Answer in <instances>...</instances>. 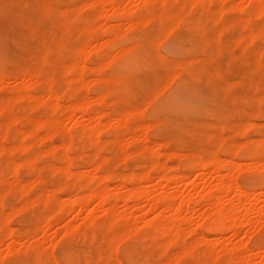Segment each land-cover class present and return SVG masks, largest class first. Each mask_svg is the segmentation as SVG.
I'll list each match as a JSON object with an SVG mask.
<instances>
[{
	"label": "rangeland",
	"instance_id": "1",
	"mask_svg": "<svg viewBox=\"0 0 264 264\" xmlns=\"http://www.w3.org/2000/svg\"><path fill=\"white\" fill-rule=\"evenodd\" d=\"M56 1L57 9L46 11L38 8L36 0H0V102L30 88L38 95L36 103L34 98H25L9 104L11 111L0 113V264H264V150L260 151L264 149V29L248 36L264 22L263 11L256 6L261 2L120 0L123 10L112 14L110 6L99 5L98 0ZM81 5L80 16L88 21L90 30L84 33L81 25L72 22L64 28L59 10L68 6L65 9L73 20L74 8ZM261 5L264 7V0ZM98 9H103L104 16H95ZM126 10L133 11L131 18L124 14ZM171 15H175V23ZM116 31L122 37L120 42L105 41L106 34ZM132 44L135 47L125 52L115 49ZM42 57L47 59L48 70L56 71L52 84L60 110L48 99L50 80L34 73L33 66ZM72 62H77L76 73H81L82 80H66V67ZM117 76L120 82L115 86L111 78ZM68 81L74 86L70 93ZM100 93L104 94L100 108L107 115L98 118L99 113L79 116L71 112L72 101L92 103ZM130 109L139 112L125 121L124 114ZM10 114L28 120L52 116L59 127L50 130L43 124L42 129L28 134L30 124L24 117L7 124ZM135 122L145 125L141 128L144 135L138 125L133 127ZM6 125L13 134L5 138L1 133ZM91 126L94 132L98 128L95 133L100 141L95 137V143L90 141L94 136ZM88 130L91 136L83 134H89ZM69 133L72 174L66 176L60 170V156ZM145 135L149 141L144 140ZM238 143L242 149L229 157L235 162L224 164L220 172L209 168L202 174L193 169L184 179H173L176 168H184L192 154L205 157L216 151L223 160L228 145ZM21 144L27 148L21 150ZM251 144L262 152L258 161L246 155ZM149 145L155 149L153 153ZM33 155V164L26 163ZM163 165L170 168L164 172ZM163 172L172 179L165 181ZM103 173L110 176L107 184L99 180ZM142 173L150 177L139 176ZM120 176L129 178L122 184ZM227 176L231 188L221 195L217 181ZM23 182L31 184L26 187L29 190L20 185ZM100 188L107 194L106 202L89 196L85 205L65 206L75 196ZM133 188L141 191L137 199L128 198ZM236 188L247 190L246 196L239 198ZM24 190V194L20 192ZM176 191H181L184 200L190 199L184 211L176 207L181 199ZM166 193L178 194L174 206L167 209L158 200ZM219 197L223 207L237 208L234 218L239 219L222 218L225 228L220 232H199L201 224L212 221L213 214L215 217ZM154 200L156 205L149 208ZM249 206L244 217L243 207ZM170 218L181 225L178 235L165 232L163 225ZM229 220L231 224L241 220V225L238 229L229 226ZM153 221L158 225L155 234H151Z\"/></svg>",
	"mask_w": 264,
	"mask_h": 264
},
{
	"label": "bare ground",
	"instance_id": "2",
	"mask_svg": "<svg viewBox=\"0 0 264 264\" xmlns=\"http://www.w3.org/2000/svg\"><path fill=\"white\" fill-rule=\"evenodd\" d=\"M37 1V6H38V8L39 9H41V10H46V9H51L50 11H52V10H54V9H52V8H55V9H57V7H58V2L56 1V0H36ZM92 0H90V2H91ZM95 1V0H94ZM142 1V0H141ZM239 1V0H238ZM240 1H242V0H240ZM259 2H261L262 3V0L260 1V0H258ZM89 2V3H90ZM93 2V1H92ZM97 2H99V5H101L102 4V6H104V5H109L110 6V8H111V13L112 14H117V13H119L120 14V9L121 10H123L122 8H120L119 9V6H120V0H98ZM143 2H145V0H143ZM258 2V3H259ZM238 3V2H237ZM261 3H259L260 4V6H259V4L258 5H256V6H258L259 8H260V10L261 11H263V14H264V7L261 5ZM60 4V3H59ZM143 4V3H142ZM146 4V3H145ZM90 5H93V4H91L90 3ZM239 5V4H238ZM101 6V7H102ZM67 7V9H68V6H65L63 9L64 10H62L61 8V10L62 11H60L59 10V13L61 14V16H62V18H63V24L65 25L64 26V28L66 27V29L68 28V26L71 24V22L74 24H78V25H81V27H80V29H81V31L82 32H84V33H86L87 31H89L90 30V26H89V24H88V21L87 20H83L84 18H82L83 17V14L81 13V8H83L82 7V5L81 6H78V7H76V8H74V10H75V17H73V20H72V18L69 20V10H67V9H65ZM121 7V6H120ZM135 7V6H134ZM225 7V6H224ZM249 7H251V6H249ZM248 7V8H249ZM99 8H100V6H99ZM103 8V7H102ZM59 9V8H58ZM221 9H223V8H221ZM255 8H253V10H254ZM99 11L97 12V13H95V16H98V17H101V16H104L103 15V13H102V11H103V9H98ZM102 10V11H101ZM128 10V9H127ZM124 11V12H126V13H124V14H126V15H128V18L131 16V14H132V12L133 11ZM257 10H259V9H255L254 11H257ZM47 11V10H46ZM55 11V10H54ZM73 11V10H72ZM257 12H259L258 14H261L260 13V11H257ZM82 14V17L80 16ZM262 14V15H263ZM125 15V16H126ZM113 16V15H112ZM149 16V15H148ZM111 17V16H110ZM168 17V16H167ZM131 18V17H130ZM170 18H171V20H173L174 21V23L176 22V17H175V15H171L170 16ZM144 19H145V17H144ZM143 19V20H144ZM148 20V19H147ZM178 20V19H177ZM182 21V20H181ZM126 22V21H125ZM131 21H130V19L128 20V25H129V27H131V23H130ZM133 22H134V20H133ZM143 22V21H142ZM108 23V22H107ZM147 24V23H146ZM114 25H116V24H114ZM113 25V26H114ZM121 25V24H120ZM126 25V24H125ZM105 26V25H104ZM118 26H119V24H118ZM112 27V26H111ZM108 28H110V25H108ZM169 29V28H168ZM264 29V22H262V24L260 25V27H259V29L257 30V31H250L249 33V35L248 36H250V37H252V36H254L253 34H255V32H259V31H261V30H263ZM118 31V30H117ZM114 32V33H112V34H106V36H107V40H105V41H107V42H109V43H111L112 45L114 44V43H117V42H120L119 40H121L122 39V37L120 36V34L118 33V32ZM264 31V30H263ZM252 35V36H251ZM256 35H257V33H256ZM89 39H91V38H89ZM93 39H96V38H93ZM242 39V38H241ZM241 39H240V41H241ZM101 40V39H100ZM237 41H238V39H237ZM101 42V41H100ZM104 42H102V44H103ZM133 43H135V42H133ZM101 44V45H102ZM129 46V45H128ZM119 47V46H116L115 47V49H116V51L118 52H125V51H127V50H131L130 48H133V47H135V44H132V45H130L129 47ZM115 49H114V51H115ZM48 51H50V50H47V52ZM107 51H109V50H107ZM110 51H112V50H110ZM114 51H112V52H114ZM117 52H115V55H117L116 53ZM50 53V52H49ZM108 53H111V52H108ZM106 54V56L108 57L109 56V54ZM103 54V53H102ZM119 54V53H118ZM51 55V54H50ZM105 55V54H104ZM111 55V54H110ZM114 54L112 55L113 57L115 56ZM43 56H45V55H43ZM112 56H111V58H112ZM77 58H81V54H77ZM110 57L108 58V63L110 62L109 60L111 59ZM99 63H97V65H98ZM46 65H47V59H46V57H42L41 58V62L39 63V65H32L33 66V68H34V73L36 74V76L37 77H39V76H41V74H42V77H44V78H47V79H49L50 80V84L48 85V88L46 89V92H47V95H48V99H51V101L50 102H52V100H53V103H54V105H55V110H60V105H59V103H58V99H59V97H58V94H57V92H56V90L53 88V84H52V79H53V76H54V73L56 72H54L53 71V68L52 67H50V69L48 70V68L46 67ZM100 65H103V64H100ZM100 65H98V67L100 66ZM53 66V65H52ZM56 67H57V65H56ZM77 67H78V65H77V62H72V63H70L67 67H66V73H67V79L66 80H73V81H75V80H82V77H81V73L79 72V73H76L77 72ZM58 68V67H57ZM55 69V68H54ZM47 70V71H46ZM26 74H27V72H25ZM55 75H57V74H55ZM191 75V74H190ZM29 76V75H28ZM24 77V76H23ZM32 77V76H31ZM57 77V76H56ZM105 77V76H104ZM103 77V78H104ZM119 78H120V76H119ZM118 78V76L117 77H114V78H111V82L113 83V85H118L119 84V82H120V79ZM64 79V78H63ZM109 79V78H108ZM44 81V80H43ZM69 84V93L70 92H72L73 91V88H74V86H73V84L72 83H69V81H68V83H67V85ZM166 85V84H165ZM67 87V88H68ZM164 88V87H163ZM162 88V89H163ZM41 90V89H40ZM59 90V89H58ZM161 90V89H160ZM159 90V91H160ZM42 92H43V90H41ZM40 91V92H41ZM104 93V92H103ZM103 93H100L98 96H96V98L93 100L94 102H92L91 103V100L90 101H88V100H86V99H79V101H76L75 100V102L73 103V101L71 102V104L69 105V107H70V109H71V112H77V113H79V116H80V114L81 115H83V114H87V113H99V116H98V118L99 117H101V116H103L104 114H106L107 115V113H105L104 111H102V109L100 108V105L102 106V102H103V100H104V94ZM43 94V93H42ZM34 95V93H33V90L30 88V89H27L25 92H23V93H21V94H16L15 96H12V97H10L9 98V100H7V101H3V102H0V113H5V112H7V111H11V110H9L10 108V105L9 104H11V103H15V101H21V100H27V99H25V98H34L33 100H35L34 101V103H36V100H37V98H38V95H34V96H37L36 97V99H35V97L33 96ZM42 99V98H41ZM30 100V99H29ZM22 102V101H21ZM18 103V102H17ZM53 103H52V105H53ZM248 103V102H247ZM19 104V103H18ZM22 104V103H21ZM31 104V103H30ZM41 104V103H40ZM107 104V103H106ZM34 105V104H33ZM12 106V105H11ZM38 106V105H37ZM23 107H25V106H23ZM22 107V108H23ZM135 107H138V106H136L135 105ZM20 108V107H19ZM68 108V107H67ZM25 109V108H24ZM142 109V108H141ZM13 110V109H12ZM18 110H20V109H18ZM110 112V111H109ZM126 112V111H125ZM137 112H139V110L137 111ZM136 109L135 110H129L128 112H126V114H124L125 116L123 117L124 119H125V121H128V119L130 120V118H129V116L131 115V117H132V115H135L136 113ZM20 113V112H19ZM18 113V114H19ZM122 113V112H121ZM18 114H16V115H18ZM25 114V113H24ZM11 116H10V120L8 119V122H7V124L9 123V124H12V123H14V122H16V121H18V120H22L23 118L22 117H24V119L23 120H27V122L30 124L29 126V129H28V131H27V133L28 134H34V133H36L37 131H38V128L41 126V129H42V125L43 124H45V125H47L48 126V129H50V130H53L54 128V130H56L57 128V126L59 127V121L56 119V118H54V117H52L51 116V118L50 117H46L47 119H43V120H40V119H36V120H28V118L26 119V117L27 116H16V115H12V114H10ZM105 115V116H106ZM127 115V116H126ZM139 115V114H138ZM257 115V114H256ZM43 116V115H42ZM94 117V116H93ZM126 117H128V118H126ZM21 118V119H20ZM84 118H86V117H84ZM114 118H115V115H114ZM30 119V118H29ZM80 119V118H79ZM83 119V118H82ZM117 119V118H116ZM119 119V118H118ZM78 121H80V120H78ZM84 121V120H83ZM22 122H24V121H22ZM26 122V121H25ZM75 122V121H74ZM105 122V121H104ZM248 122V121H247ZM83 123V122H82ZM103 123V122H102ZM110 123V122H109ZM112 123V122H111ZM116 123V122H115ZM135 123H137V124H135ZM134 124H133V127L135 128L137 125H138V127L137 128H140V131L139 132H141V128H143L145 125L144 124H142V122H135ZM249 123V122H248ZM1 124V123H0ZM58 124V125H57ZM75 124V123H74ZM105 124V123H104ZM57 125V126H56ZM126 125V124H125ZM144 125V126H143ZM247 125H249V124H247ZM44 126V125H43ZM56 126V127H55ZM113 126V125H112ZM115 126H117V125H115ZM2 127V126H1ZM46 127V126H45ZM92 127V126H91ZM131 127H132V125H131ZM130 126H129V128H131ZM132 127V129H134ZM244 127H247L245 124H244ZM3 128V127H2ZM94 126L92 127V132H94ZM145 128V127H144ZM91 129V128H90ZM89 129V130H90ZM243 129H245V128H243ZM49 130V131H50ZM87 130V129H86ZM89 130H88V133H89ZM237 130V129H236ZM46 131V130H45ZM90 131V132H91ZM133 131V130H132ZM138 131V130H137ZM3 134L1 133V135H3V137H4V135H5V138H6V134H8V133H12V131H11V127L10 126H8V125H6V127H5V129L3 130ZM50 132H52V131H50ZM58 132V131H57ZM95 132H98V128H97V131H95ZM91 133V135L93 136L92 138L93 139H91L90 141H95L98 137L96 136V135H98L97 133ZM138 132V133H139ZM87 133V132H86ZM86 133H83V134H85V135H89V136H91L90 135V133L89 134H86ZM99 133V132H98ZM137 133V132H136ZM135 133V134H136ZM143 133V130H142V132L140 133V134H142ZM13 134V133H12ZM27 134V135H28ZM70 134V133H69ZM132 134V133H131ZM145 133H143L142 135H144ZM49 135H50V133H49ZM48 135V136H49ZM46 136V135H45ZM80 136H84V135H81L80 134ZM100 136V135H99ZM132 136V138H133V140L135 139L136 141H139V140H137V137H135V135H131ZM146 136V135H145ZM145 136H143V138H144V140H147L148 138H147V136L145 137ZM29 137V136H28ZM27 137V138H28ZM37 136H35V138H36ZM68 137V136H67ZM86 136H84V138H85ZM94 137H95V140H94ZM33 138H34V136H33ZM40 138H42V137H40ZM79 138V137H78ZM83 138V137H82ZM83 138V139H84ZM86 138H89V137H86ZM85 138V139H86ZM142 138V139H143ZM145 138H147V139H145ZM2 139V138H1ZM38 139V138H37ZM37 139H36V141H37ZM131 139V138H130ZM141 139V140H142ZM204 139V138H203ZM222 139V138H221ZM71 134H70V136H69V140L67 141V140H65V144H64V146H63V148L62 149H65V151H64V153H63V155H61L60 157H62L63 156V165H62V167H61V171H64L65 172V175L67 176V174L66 173H68V175H70V174H72V173H70L69 172V151H71V150H68L69 149V147H71L70 146V144H71ZM89 140V139H88ZM97 140H101V138L100 139H97ZM96 140V141H97ZM105 140V139H104ZM151 140V139H150ZM40 140L38 139V142H39ZM106 141V140H105ZM136 141H134V142H136ZM148 141H149V139H148ZM220 141H222L223 142V140H220ZM218 142L219 144H222L221 142ZM262 141L264 142V140L262 139ZM133 142V141H132ZM144 142V141H143ZM247 142V141H246ZM250 142V141H249ZM261 142V141H260ZM37 143V142H36ZM95 143V142H94ZM131 143V142H130ZM151 143V142H150ZM149 143V144H150ZM153 144H151L152 146H155V142L153 141L152 142ZM236 143V142H235ZM251 143V142H250ZM256 143V142H255ZM239 144V143H238ZM242 144H243V142H242ZM248 144V143H247ZM246 144V145H247ZM262 144V143H261ZM151 145H149V150H151V152L153 153V150H155V149H152V146ZM157 145V144H156ZM251 145H253V144H251ZM250 145V146H251ZM255 145V144H254ZM254 145H253V147L251 146H248L249 148H248V150H246V151H249V152H247L246 153V155L248 154V155H250V157L253 159V161H258L257 159H258V157H259V154L261 155V153L262 152H260V151H262V150H264V149H259L258 150V147H254ZM21 146V148H22V144L20 145ZM24 146V145H23ZM26 146V145H25ZM84 146V145H83ZM113 146V145H112ZM160 146V145H159ZM220 146V145H219ZM229 146H231V147H233V148H231L230 147V151H228L227 149H228V147ZM243 145H241V143L239 144V145H228V147L226 148V150H225V152L227 153V156L225 157V159H219V157H218V155L213 151H211V153L210 154H207V156H203L202 154H197V152H196V154H192L190 157H189V161L187 160V162L185 163V164H187L184 168L182 167V169H179V168H176L177 170H176V172L173 174V179H175L176 181L177 180H182V178L184 179V177H187L188 175H189V172L191 171V170H197V171H199V173H202V174H204V173H207L208 171H209V168L210 169H212V171H219L221 168L220 167H223V165L224 164H229V163H233V162H235V161H231V159L229 158L231 155H236L237 154V152H238V150H239V148H241ZM256 146H259V144L257 145V143H256ZM263 146V145H262ZM110 147V146H109ZM223 147V146H222ZM25 148H27V147H25ZM24 147L21 149V150H23V149H25ZM155 148V147H154ZM159 148V147H158ZM245 148V147H244ZM252 148V149H251ZM262 148V147H261ZM264 148V147H263ZM18 149H20L19 147H18ZM71 149V148H70ZM76 149V148H75ZM98 149V148H97ZM117 149V148H116ZM203 149V148H202ZM223 149V148H222ZM242 149V148H241ZM113 150V149H112ZM41 151V150H40ZM130 151V150H129ZM203 151V150H202ZM228 151V152H227ZM240 151V150H239ZM245 151V152H246ZM51 152V151H50ZM95 153H96V150L94 151ZM52 153V152H51ZM220 153V152H219ZM226 153H224V154H226ZM243 153V152H242ZM98 153H96V155H97ZM128 154V153H127ZM132 154V153H131ZM245 154V153H244ZM38 155V154H37ZM136 155V154H135ZM152 155H154V154H152ZM245 155V156H246ZM247 155V156H248ZM34 156V157H33ZM33 156H31L30 158H27L25 161H26V163H29V164H33V162H34V158H35V155H33ZM148 156V155H147ZM183 156V155H182ZM262 156V155H261ZM104 158L106 157V156H103ZM155 157V156H154ZM78 158V157H77ZM107 159H108V156L106 157ZM149 158V157H148ZM250 158V159H251ZM58 159V158H57ZM56 159V160H57ZM103 159V158H102ZM107 159H105V160H107ZM147 159V158H146ZM59 160V159H58ZM57 160V161H58ZM71 160V159H70ZM105 160H102V161H104L105 162ZM145 160V159H144ZM148 160V159H147ZM60 161V160H59ZM58 161V162H59ZM101 162V161H100ZM145 163V162H144ZM253 163V162H252ZM260 163V162H259ZM50 164V163H49ZM49 164H48V166H49ZM70 164H72L71 162H70ZM155 164V163H154ZM35 165V164H34ZM33 165V166H34ZM50 165H54L53 163H51ZM95 165V164H94ZM150 165H152V164H150ZM156 165V164H155ZM262 165V164H261ZM229 166V168H230V165H228ZM228 166H226L225 165V168L226 167H228ZM51 168L53 167H56V165H54V166H50ZM95 167H97V165H95ZM160 167V166H159ZM163 167H164V165H163ZM163 167H160V168H163ZM175 167H177V166H175ZM174 167V168H175ZM234 167V166H233ZM165 168V169H164ZM163 169V171L165 172V170H167V169H169L170 167H167V166H165ZM235 168V167H234ZM256 168V167H255ZM63 169V170H62ZM79 169V168H78ZM233 168H231V170H232ZM250 169V168H249ZM93 170V169H92ZM225 170V169H224ZM230 170V171H231ZM237 170V169H236ZM73 171V170H72ZM78 171V170H77ZM84 171V170H83ZM82 171V172H83ZM63 172V173H64ZM105 172V171H104ZM163 172V175H161L162 177H164V180L165 181H169V179H172V178H168V176L166 177L165 175V173ZM169 172V171H168ZM220 172V171H219ZM96 173V172H95ZM101 173V172H100ZM106 173V172H105ZM105 173H103V176L102 177H100V179H99V177L98 178H96L97 180L99 179L100 181H102L103 182V184L104 183H106V181L108 180V178H110V176H112V174L113 173H110L109 175V177L107 176L108 174H105ZM211 173V172H210ZM105 174V175H104ZM143 174V175H142ZM142 174H140L139 176H142V177H145V179H147L148 177H150V175L148 176V173H147V175L146 176H144L145 175V173H142ZM222 174V173H221ZM225 174V173H224ZM223 174V175H224ZM227 174V173H226ZM91 175H92V173H91ZM90 175V177H94V175L93 176H91ZM96 176H97V174H95ZM114 175V174H113ZM130 175V174H129ZM129 175H127V176H129ZM132 175H134V174H132ZM136 175V174H135ZM134 175V176H135ZM229 175V174H228ZM233 175V174H232ZM231 175V176H232ZM124 176V175H123ZM218 176V175H217ZM221 176V175H220ZM81 177V176H80ZM222 177V176H221ZM230 177V176H229ZM228 176L227 177H225V179L226 180H221L220 182L219 181H217L219 184H217V189H218V191H219V193L222 195H224V194H226L227 192H229L228 190H230V188H231V184H230V178H229ZM115 178H117V177H115ZM125 178V179H124ZM123 179H121V176H120V178L119 179H121L120 181H121V183L123 184V181L125 180V181H127L126 179L127 178H129V177H124ZM130 178H133V176H130ZM135 178V177H134ZM137 178V177H136ZM135 178V179H136ZM44 179V178H43ZM139 179V178H138ZM137 179V180H138ZM141 179V178H140ZM139 179V180H140ZM142 179H144V178H142ZM163 179V178H162ZM40 180V179H39ZM217 180V179H216ZM33 181H34V179H33ZM92 181V180H91ZM129 181V180H128ZM15 182V181H14ZM119 182V181H118ZM145 182V181H144ZM216 182V183H217ZM18 183H20V182H18ZM24 183V182H23ZM21 183L20 185L21 186H23V188L27 191V190H29V188L31 187V186H29V185H31V184H29V182H26V183ZM99 183V182H98ZM120 183V182H119ZM120 183V184H121ZM263 183H264V181H263ZM11 184V183H10ZM16 184V183H15ZM29 184V185H28ZM107 184V183H106ZM19 185V186H20ZM66 185V184H65ZM64 185V186H65ZM119 185V184H118ZM140 185V184H139ZM7 186V185H6ZM11 186H14L13 185V183H12V185ZM16 186V185H15ZM21 186L19 187V188H21ZM27 186H29V188H27L26 189V187ZM8 187H10L9 185H8ZM54 187L56 188V186L54 185ZM133 187V186H132ZM135 187V186H134ZM54 188V189H55ZM139 188V187H138ZM13 189V188H12ZM89 188H87V190H86V193H87V191H89L88 190ZM20 190V189H19ZM22 190V189H21ZM24 190V192L23 191H20V192H22L23 194L26 192ZM52 190V189H51ZM57 189H55V191H56ZM179 190H181V189H179ZM236 192H237V196L240 198L242 195H244V196H246L245 194L247 193V190L246 191H244V190H242V189H239V188H236ZM263 190H264V185H263ZM38 191V190H37ZM118 191V190H117ZM182 191V190H181ZM180 191V192H181ZM185 191V190H184ZM40 192V191H39ZM178 191H176L175 193H177ZM180 192H178V193H180ZM141 191H139V190H137V189H131V190H129L128 191V198H130V199H137L139 196H141ZM144 193V192H143ZM147 193V192H146ZM145 193V194H146ZM152 193V192H151ZM168 194V193H166V194H163V195H161L159 198H158V200H160V201H162L163 203L162 204H164V208L165 209H167V208H171V207H173L174 206V201H175V198L177 197L176 195H178V194ZM235 193V192H234ZM28 194V193H27ZM39 194V193H38ZM83 194V193H82ZM85 194V193H84ZM148 194V193H147ZM181 194V196L179 197V195H178V199L179 198H181L180 200H179V202H177L178 204H177V209L178 210H186L187 208H188V206L190 205L189 204V200L188 199H185L184 200V196L182 197V193H180ZM184 194V193H183ZM19 195H20V193H19ZM34 195V194H33ZM51 195H52V192H51ZM118 195V194H117ZM204 195H205V193H204ZM52 196H54V195H52ZM89 196H92V197H96L97 198V200L98 201H100V203H103L104 201L106 202L107 200V194H106V192L104 191V188L102 189V188H100V189H95V190H90V193L88 192V194H85V195H83V196H81V195H77V196H75L74 198H72V201H70L71 202V204L69 203V204H66L65 206L67 207V209L71 206V207H74L73 205H75V204H77L78 206L80 205V206H82V205H85L86 203H88V197ZM188 196V195H187ZM202 196V195H201ZM210 196V195H209ZM208 195L205 197H203V198H205L206 200H207V197H209ZM27 198H28V196H26ZM57 197V196H56ZM92 197L91 198H89V199H91L92 200ZM123 197V196H122ZM146 197H148V195L146 196ZM124 198V197H123ZM143 198H144V196H143ZM183 198V199H182ZM186 198V197H185ZM201 198V197H200ZM238 199V198H237ZM242 199V198H241ZM26 200V199H25ZM30 200V199H29ZM127 200V199H126ZM157 200V199H156ZM182 200V201H181ZM193 200V199H192ZM211 200V199H210ZM28 201V200H27ZM97 201V203L98 204H100L99 202ZM149 201V200H148ZM151 202L153 201L152 199L150 200ZM209 201V200H208ZM214 201V200H213ZM226 201V200H225ZM243 201V200H242ZM28 202H30V201H28ZM125 202V201H124ZM205 202V201H204ZM210 202H212V201H209V203ZM219 203H217V201H216V203L215 202H213V203H210V204H214V206L215 205H221L222 203H221V197H219V201H218ZM159 203V202H158ZM207 203V202H206ZM221 203V204H220ZM111 204H112V201H111ZM232 204V203H231ZM77 205H75V206H77ZM110 205V204H109ZM156 205V201L154 200V202L151 204V203H149L148 204V206H149V208H152V207H154ZM223 205V204H222ZM220 206V207H218L217 206V210H216V208H215V210H214V212L213 213H216L215 214V217H214V214H213V218L211 217V220L212 221H209V222H207V223H204V224H201V227H199V223L197 224L198 225V227H199V229L198 230H200L199 232H201L202 233V231H206V232H210V231H215V232H220V231H222L223 230V228H225V226L223 225V220H221L222 218H224L225 219V221L226 220H228V219H232V221L233 220H236L235 218H238V217H235L234 218V215H235V211L237 210V208L235 209V206H233V205H229L227 208L225 207V209H224V207L223 206ZM239 204H237V206H238ZM254 205V204H253ZM0 206H1V201H0ZM213 206V207H214ZM241 206V208H242V205H240ZM251 206V205H250ZM250 206L249 207H243L244 208V217H246V215H247V213H248V211H249V208H250ZM51 207V206H50ZM61 208V207H60ZM224 210H223V209ZM240 208V207H239ZM251 209V208H250ZM239 210V209H238ZM216 211V212H215ZM237 213V212H236ZM211 215V214H210ZM228 217H230V218H228ZM172 218V217H171ZM171 218L168 220V221H166L165 223H164V228L166 229H164L163 228V226H162V228L165 230V232H169V231H171V232H175V233H173L174 235L176 234V235H178L176 232H177V230H178V228H181V225H180V227H178L179 225H178V223H179V221H174L175 219H173V220H171ZM215 218V219H214ZM226 218H228V219H226ZM239 219V218H238ZM238 219H237V221H238ZM246 218H244V220H245ZM183 220V219H182ZM5 221V220H4ZM231 221V222H232ZM236 221V223L235 222H233V224H231V222H230V220H229V226H231V225H233V226H235L236 228H237V225L238 224H240L241 225V220L239 221L240 223H238ZM249 220H245V222H248ZM154 222V221H153ZM256 222V221H255ZM184 223V222H183ZM244 223V222H243ZM259 223V222H258ZM231 224V225H230ZM226 225H227V223H226ZM240 225H239V227H240ZM243 225V224H242ZM248 225V224H247ZM257 225V224H256ZM150 226V225H149ZM249 226V225H248ZM151 234H155V232L157 231V227H158V225H157V223L155 224V222L153 223V225L151 224ZM201 228V229H200ZM241 228V227H240ZM161 229V228H160ZM159 229V230H160ZM238 229V228H237ZM12 230V229H11ZM10 230V231H11ZM150 230V229H149ZM179 230H182V229H179ZM202 230V231H201ZM233 230V229H232ZM15 232V231H14ZM10 234V233H9ZM180 234V233H179ZM172 235V234H171ZM202 235V234H201ZM202 237V236H201ZM174 238V237H173ZM198 238H200V237H198ZM205 238V237H204ZM202 239H203V237H202ZM200 241H201V239H200ZM199 241V242H200Z\"/></svg>",
	"mask_w": 264,
	"mask_h": 264
}]
</instances>
